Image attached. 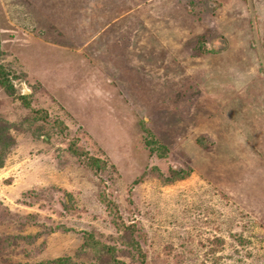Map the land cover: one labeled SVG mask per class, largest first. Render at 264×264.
I'll return each mask as SVG.
<instances>
[{
  "label": "rangeland",
  "instance_id": "obj_1",
  "mask_svg": "<svg viewBox=\"0 0 264 264\" xmlns=\"http://www.w3.org/2000/svg\"><path fill=\"white\" fill-rule=\"evenodd\" d=\"M0 66V264L129 226L145 264H264V0H0Z\"/></svg>",
  "mask_w": 264,
  "mask_h": 264
},
{
  "label": "trees",
  "instance_id": "obj_2",
  "mask_svg": "<svg viewBox=\"0 0 264 264\" xmlns=\"http://www.w3.org/2000/svg\"><path fill=\"white\" fill-rule=\"evenodd\" d=\"M15 80V76L12 75L9 69L0 66V86L5 90L15 91L13 81ZM26 101V98H20ZM142 129L147 139V145L149 146L150 153H154L157 151V156L162 157L161 153L164 152L160 147L157 148V144L153 139L150 132L144 128V123L142 124ZM3 133V132H2ZM2 133L0 137L2 136ZM5 134V133H4ZM4 148L2 147L0 156ZM1 161V160H0ZM2 161L0 162V164ZM134 227L129 226L123 229V234L117 238V242H121L123 245V249L119 250L114 246H108L106 244L101 243L94 239L90 234L86 235L85 243L83 245L84 249H90L93 254L92 262L89 264H125L122 260H119L118 257H129L131 261L138 264H145L144 254L141 253L139 249V243L135 242L133 239ZM40 264H82L78 262H73L68 258H58L52 261L40 263Z\"/></svg>",
  "mask_w": 264,
  "mask_h": 264
},
{
  "label": "water",
  "instance_id": "obj_3",
  "mask_svg": "<svg viewBox=\"0 0 264 264\" xmlns=\"http://www.w3.org/2000/svg\"><path fill=\"white\" fill-rule=\"evenodd\" d=\"M22 88H23V87H22ZM21 92H22L23 95H24V94H27V92H26L25 90H22Z\"/></svg>",
  "mask_w": 264,
  "mask_h": 264
}]
</instances>
